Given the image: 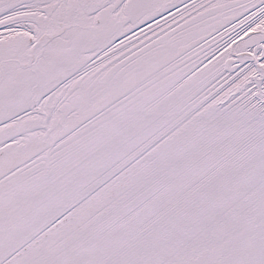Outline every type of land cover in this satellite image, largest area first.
Wrapping results in <instances>:
<instances>
[{
    "label": "snow or ice",
    "instance_id": "obj_1",
    "mask_svg": "<svg viewBox=\"0 0 264 264\" xmlns=\"http://www.w3.org/2000/svg\"><path fill=\"white\" fill-rule=\"evenodd\" d=\"M0 264H264V0H0Z\"/></svg>",
    "mask_w": 264,
    "mask_h": 264
}]
</instances>
